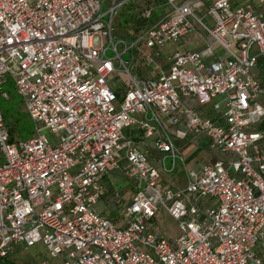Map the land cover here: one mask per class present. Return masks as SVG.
<instances>
[{"label": "built area", "instance_id": "1", "mask_svg": "<svg viewBox=\"0 0 264 264\" xmlns=\"http://www.w3.org/2000/svg\"><path fill=\"white\" fill-rule=\"evenodd\" d=\"M128 1L0 0V85L12 79L36 125L12 143L0 108V264L38 244L60 264H264V131L255 129L264 87L254 76L264 0H154L158 19L142 8L143 28L126 41L113 21ZM198 28L227 58L212 46L177 51L167 72L138 74L142 57L157 65L162 48ZM118 73L127 75L120 96L110 87ZM128 129L155 138L157 165ZM46 130L60 135L55 145ZM189 138L232 159L189 171L176 145ZM178 166L184 188L164 182ZM112 173L134 183L129 204L115 195L120 225L94 209ZM161 210L178 221L177 238L155 228Z\"/></svg>", "mask_w": 264, "mask_h": 264}, {"label": "rangeland", "instance_id": "2", "mask_svg": "<svg viewBox=\"0 0 264 264\" xmlns=\"http://www.w3.org/2000/svg\"><path fill=\"white\" fill-rule=\"evenodd\" d=\"M122 1V0H119ZM154 2V0H134L128 1V3L122 8L118 9L117 13L114 16L113 26H114V36L129 41L128 39L132 36L133 32L131 28L136 29L139 27L137 23H134L133 16L137 14L142 8L146 5ZM149 6V5H148ZM107 7V6H106ZM104 8V11L107 8ZM204 22L213 27L212 20L210 18H205ZM135 27V28H134ZM209 39L207 41H195L185 45L183 49L187 52L200 51L198 48L204 46H212L214 41ZM183 52V51H182ZM109 56H113L111 51L108 52ZM125 62H129L127 56H123ZM131 72L134 73V67L131 66ZM127 80V75L125 74H114L111 77L110 87L115 90L121 88L120 93L124 91L125 84ZM6 93V96L3 95ZM0 105L3 108H9L12 112L10 128L13 129L15 142L26 141L32 138L36 133L35 123L28 117L21 97L16 92V87L12 79L7 76V82L3 85H0ZM118 109L119 102L116 103ZM44 135L48 138L52 145H55L58 142L60 137L59 134L51 133L46 130L43 132ZM206 143H191L188 147L184 148L181 152L186 156L187 170L199 172L203 165L213 164L217 162L221 155L220 153L211 151L204 146ZM4 163V160H1V164ZM166 164H171V159L166 160ZM166 179V178H164ZM165 182V181H164ZM114 192L123 191L128 197L134 196V183L130 175L123 173L121 176H111L109 179ZM167 185L176 188H184L186 185L184 170L182 167L178 166L177 169L171 175H168L166 180ZM112 193H109L105 198L98 201L94 209L99 214L111 213L113 218H120V213L113 206H109V200ZM155 228L165 235L167 239H175L181 234V230L178 224V221L170 216L165 211L161 210L156 219L154 220ZM48 260L49 264H60V257H52L44 248L43 245L38 244L33 248L26 250L23 247H18L17 252L14 256L10 258V261L5 264H40L42 261Z\"/></svg>", "mask_w": 264, "mask_h": 264}, {"label": "crops", "instance_id": "3", "mask_svg": "<svg viewBox=\"0 0 264 264\" xmlns=\"http://www.w3.org/2000/svg\"><path fill=\"white\" fill-rule=\"evenodd\" d=\"M214 0H208L209 3L213 2ZM149 6H154V3H150L148 4ZM146 5V6H148ZM154 10H155V15L154 17L152 18V21L158 19L159 15L162 13V10L159 9V7L157 6H154ZM138 14V12H137ZM137 14H135L133 16V20H134V23H137L139 25L138 28L136 29H133L131 28L133 34L132 36L128 39L129 41L130 40H133L135 38V36L140 32V30L143 28V25L144 23L139 21L138 18H137ZM199 14H204V9L200 10L199 11ZM135 28V27H134ZM118 38V37H117ZM212 39L206 32H204L202 29L198 28L197 31L190 35L188 38L184 39L183 41H181L179 44H170V45H167L165 46L164 48H162L161 50V56L159 57L158 61H157V65H149L145 59L142 57V63H143V68L141 69L140 72H138V74L141 76V77H149V76H155V75H159L161 74L162 72H167L169 70V58L171 55H173L175 52L177 51H183V52H187V50L183 49L185 47L186 44L192 42L193 40H195L196 42L197 41H200V42H203V41H207V43H209V39ZM121 39V38H119ZM124 40V39H123ZM213 41V40H212ZM207 46H204L202 45V47L198 48L197 50H203L204 48H206ZM213 49H214V52H215V55L216 57H221V58H227V53L224 51V49L220 46H218L217 44H214L212 45ZM147 53H150V51H148ZM211 61V59L207 60V62ZM136 73V71H134ZM254 76L261 82L262 86L264 87V56H260L258 58V66H257V69L254 71ZM111 79H110V84H111ZM127 82V80H126ZM118 92L120 93V89L118 88ZM184 102L191 106V107H194V108H198V104H197V101L194 99V98H187V99H184ZM259 103L264 107V95H262L259 99ZM206 111V112H205ZM211 106H207L204 108V112L205 113H208V115H211ZM256 130L258 131H264V119L263 121L255 127ZM125 134L126 135H129V136H132L133 139L135 140V142L137 143L138 147L143 150V151H147L148 154H149V158H150V161L157 165V162L160 160V158L163 156L160 152H158L155 148H154V141H155V138H149V139H144L143 137L139 138V136L136 134V132H133L131 130H125ZM206 143L204 146H207V142L206 141H194L192 139H187V140H177L176 141V145L180 148V150L182 151L184 148L188 147L191 143ZM208 148V146H207ZM183 154V153H182ZM221 157L218 161H223V162H228V160L232 159V156L231 155H226V154H220ZM184 156V155H183ZM185 160H186V156H184ZM186 163H188V160H186ZM121 174L123 173H112V174H109L107 175L104 180H103V187H104V196L101 198H105L109 193H112L111 195V198L108 199L109 200V206H113L114 209H115V195L116 194H119L122 198V202L124 204H129L133 197L134 196H131V197H128L127 195H125V193L123 191L121 192H112L113 191V188L111 186V184L109 183V179L111 176H121ZM164 178V181L166 183V180L168 178V176H165ZM133 179V178H132ZM176 188V187H175ZM134 189V187H133ZM135 193V191H134ZM105 215L106 217H108L109 219H111L112 221H114L116 224H121V219H117V218H113L111 216V213L109 212L108 214L105 213L103 214Z\"/></svg>", "mask_w": 264, "mask_h": 264}, {"label": "trees", "instance_id": "4", "mask_svg": "<svg viewBox=\"0 0 264 264\" xmlns=\"http://www.w3.org/2000/svg\"><path fill=\"white\" fill-rule=\"evenodd\" d=\"M117 94H118V96H120V93H117ZM0 108H1V110H2V112H3L4 120H5L6 126H7L8 131H9L10 141H11L12 143H17V142H15V139H14V137H13V135H14L13 129L10 128L12 112H11V110H10L9 108H3L1 105H0ZM19 142H20V141H19ZM8 261H10V260H8ZM8 261H7V262H8ZM5 263H6V262H3V263H1V264H5Z\"/></svg>", "mask_w": 264, "mask_h": 264}]
</instances>
